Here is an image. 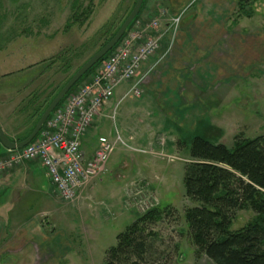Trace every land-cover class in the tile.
Instances as JSON below:
<instances>
[{"label": "rangeland", "instance_id": "rangeland-1", "mask_svg": "<svg viewBox=\"0 0 264 264\" xmlns=\"http://www.w3.org/2000/svg\"><path fill=\"white\" fill-rule=\"evenodd\" d=\"M136 1L0 0V104H4L0 107L3 106L4 111L8 112L6 116L10 118V121L3 124L4 127L0 125L11 142H20L17 139L30 132L68 79L112 39L132 12ZM154 3L155 0H145L141 12L119 42L100 64L68 91L60 103L87 83L131 32H148L158 40L161 48L159 41L167 21L165 11L156 9L158 1L155 6ZM244 7L246 11L252 12L245 28L254 27L262 31L264 37V0H247ZM240 13L237 7L231 22H237L238 17L243 16ZM175 18L179 21L180 16ZM154 23L157 24L156 28L149 29L148 26ZM179 23H171V30H176ZM149 73L150 69L145 74L139 72L144 76V82ZM14 84L18 86L12 87ZM234 88L236 93L230 97L234 109H230V117H226L232 124L224 127L221 134L207 128V123H202L196 133H186L184 137L181 136L182 140L172 142L168 139L167 148H164L167 137L161 131L158 135L164 138H159L158 146L151 144L148 147H136L163 152V157L136 153L129 148V144L125 146L116 142L119 136L122 141L126 139L122 132L123 122L135 119L137 114H134V109L140 114L146 109L139 106L135 97L126 96V93L123 95L122 98L126 99L118 106H113L109 119L104 120V131H99L103 135L110 131V136L117 144L107 161L106 173L89 182L86 185L87 191L73 202L66 203L58 199L54 189L44 184L54 213L53 219L43 217L39 223L49 227L52 222H56L54 225L69 233L74 250H78L79 255L67 264H105L109 248L117 244L116 237L135 222L138 216L154 207L161 209L163 214L160 220L142 226L139 239L145 243L144 254L141 257H135L134 254L129 258L121 257L118 264H215L198 252L191 239V229L186 224L184 214L189 208L200 204L187 198L183 177L186 165L191 160L187 140L194 135H201L212 144H222L227 148L232 147L237 136L254 138L264 135V60L254 67L249 80L234 83ZM171 132L179 136L174 128ZM4 150L1 147L0 153ZM132 158L151 160L155 169L152 172L143 171L140 179H127L131 187L126 190L125 186L115 195L118 192L116 184L119 182L122 185L120 181L117 182L118 177L126 176L127 173L128 177H137L136 168H131L134 164ZM95 184L98 185L97 190L90 196L88 193ZM31 201V210L48 209L49 202L44 196ZM122 209H125L124 214H121ZM231 214L229 229L232 232L247 226L256 216L248 207L235 209ZM2 264H16V261L6 259Z\"/></svg>", "mask_w": 264, "mask_h": 264}, {"label": "crops", "instance_id": "crops-1", "mask_svg": "<svg viewBox=\"0 0 264 264\" xmlns=\"http://www.w3.org/2000/svg\"><path fill=\"white\" fill-rule=\"evenodd\" d=\"M157 1L156 9L165 11L167 23L163 25L159 41L161 48L139 68L141 74L150 69L141 87L142 94L136 98L139 106L146 109L141 114L134 109L138 116L123 122L122 132L126 138L123 143L131 148L151 144L156 147L163 136L167 137L164 147L167 148L168 139L172 142L182 140L181 136L186 133H196L202 123L221 134L224 127L232 124L226 117L229 118L230 109H234V103L230 101L231 95L236 93L234 83L249 80L254 67L264 60L262 31L245 28L250 18L244 16L231 22L240 0H155L154 6ZM178 16L180 23L172 31L170 20ZM128 86L125 82L115 87L113 97L83 136L81 150L86 156L92 155L99 137L115 143L110 131L104 135L99 131H104V120L109 119L113 106L126 99L122 97ZM2 107L0 123L3 126L10 118ZM173 128L179 136L172 134ZM159 131L163 132L162 137L158 135ZM4 153L5 150L0 157ZM132 161L131 168H136L137 177H128L129 173L118 177L117 182L123 186L119 182L120 186L116 184L118 192L115 195L131 187L127 179H140L143 171L155 169L153 161L146 158H132ZM45 183L52 189L38 162L27 161L0 171V264L6 259H12L16 264H67L79 255L69 233L54 225L56 222L49 227L39 223L43 217L53 219L54 213ZM97 187V184L92 185L88 194L93 196ZM42 196L49 202L48 209L31 210V200L36 201ZM124 213L125 209H122L121 214Z\"/></svg>", "mask_w": 264, "mask_h": 264}, {"label": "trees", "instance_id": "trees-1", "mask_svg": "<svg viewBox=\"0 0 264 264\" xmlns=\"http://www.w3.org/2000/svg\"><path fill=\"white\" fill-rule=\"evenodd\" d=\"M246 2L240 0L237 7L249 18L252 12L246 11ZM31 130L17 141H23ZM188 142L191 160L185 168L184 188L187 198L200 205L189 208L184 216L198 252L215 264H264V135L237 136L231 148L212 144L201 135H194ZM246 207L256 214L255 218L247 226L230 231L231 213ZM162 214L154 207L138 216L116 237L117 244L109 248L105 264H118L121 257L129 258L131 254L141 257L145 244L139 239L142 226L160 220Z\"/></svg>", "mask_w": 264, "mask_h": 264}, {"label": "built area", "instance_id": "built-area-1", "mask_svg": "<svg viewBox=\"0 0 264 264\" xmlns=\"http://www.w3.org/2000/svg\"><path fill=\"white\" fill-rule=\"evenodd\" d=\"M171 21L174 25L179 22L178 18ZM156 26L154 23L148 27L154 29ZM158 47V40L148 32H131L89 81L57 106L31 143L19 150L5 151L0 157V171L27 161L38 162L58 199L73 202L89 182L106 173L107 161L116 142L124 145L119 137L115 143L99 137L94 152L88 157L81 150L83 136L111 100L117 85L129 83L126 96L137 98L141 95L144 76L139 74L138 68L155 54ZM129 148L136 153L164 155L153 149Z\"/></svg>", "mask_w": 264, "mask_h": 264}, {"label": "water", "instance_id": "water-1", "mask_svg": "<svg viewBox=\"0 0 264 264\" xmlns=\"http://www.w3.org/2000/svg\"><path fill=\"white\" fill-rule=\"evenodd\" d=\"M144 0H137L132 12L127 16V18L123 21L122 26L116 31L112 39L107 42L102 48L92 55L90 59L83 64L79 70L66 82V84L57 92L56 96L52 99V101L46 106V109L42 112V114L39 116L37 122L35 123V126L31 130L32 132L23 140L20 142H11L7 136L5 135V132H3V129L0 125V148L3 147L6 149V151H13V150H19L24 148L27 144L31 143V141L35 138V136L41 131L42 127L47 121V118L50 116V114L57 108V105L60 103V101L66 96L68 91L78 82V80L85 75L88 70L95 64H97L102 57H104L108 52L114 48V46L118 43V41L123 37L124 32L128 29V27L132 24L134 21V18L139 14V10L143 4Z\"/></svg>", "mask_w": 264, "mask_h": 264}, {"label": "bare ground", "instance_id": "bare-ground-1", "mask_svg": "<svg viewBox=\"0 0 264 264\" xmlns=\"http://www.w3.org/2000/svg\"><path fill=\"white\" fill-rule=\"evenodd\" d=\"M119 42V41H118ZM36 137V136H35Z\"/></svg>", "mask_w": 264, "mask_h": 264}]
</instances>
